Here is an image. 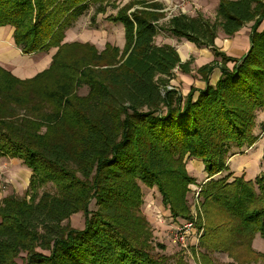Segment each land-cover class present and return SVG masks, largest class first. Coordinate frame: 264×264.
<instances>
[{
	"label": "trees",
	"instance_id": "16d2710c",
	"mask_svg": "<svg viewBox=\"0 0 264 264\" xmlns=\"http://www.w3.org/2000/svg\"><path fill=\"white\" fill-rule=\"evenodd\" d=\"M94 5L96 15L118 10L108 19L124 26L125 47L100 53L83 46L90 57L69 58L81 45L64 44L66 33ZM218 7L214 21L179 14L163 23L165 8L154 0L123 7L110 0H0V29H15L23 55L60 49L31 80L0 67V158L22 160L33 171L25 196L0 200V264H173L156 252L141 211L142 185L158 189L173 219L190 221L194 159L208 176L198 186L203 245L236 264H264V254L251 250L257 235L264 239V174L231 180L227 165L259 140L264 0H219ZM250 24L248 53L233 58L217 47L221 32L233 38ZM161 32L213 51L215 60L196 72L205 88L193 86L185 96L173 86L177 70L194 72V58L183 63L177 48L159 45ZM80 213L81 230L71 223Z\"/></svg>",
	"mask_w": 264,
	"mask_h": 264
},
{
	"label": "rangeland",
	"instance_id": "374dc122",
	"mask_svg": "<svg viewBox=\"0 0 264 264\" xmlns=\"http://www.w3.org/2000/svg\"><path fill=\"white\" fill-rule=\"evenodd\" d=\"M113 5L116 7L119 5L123 7L125 4L131 2V0H110ZM157 3H161L164 6V13L166 18L162 21L163 23L168 22L170 19L174 18L175 15L186 14L189 12L195 11L196 8L192 5L193 0H154ZM166 2V4H165ZM174 4V6H173ZM191 4V5H190ZM176 6H178L176 8ZM175 7V8H174ZM96 8L98 6H93L90 9V12L82 17L79 21L74 24V27L69 29L66 33L64 44L69 45H81L77 49H73L72 53H69V58H88L90 57V51L85 50L83 46H95L96 49L101 53L107 46H112L115 48H120L123 50L122 45L125 38V29L122 24H113L109 21L108 18L116 17L118 10H115L114 7H108L107 13L102 15H96ZM196 12V11H195ZM175 13V15H174ZM218 13V12H217ZM199 15V14H197ZM205 16V15H203ZM206 17V16H205ZM208 18V17H206ZM216 18V17H215ZM209 18L210 20H215ZM95 19V20H94ZM223 35V33H222ZM159 39L157 42L163 41L165 38L166 41L172 42L176 46V38L172 37L167 33H162L158 36ZM235 37V36H234ZM223 38L228 39L225 35ZM246 38V37H245ZM243 37L242 40L244 41ZM80 43V44H79ZM220 49V48H219ZM59 48H52L46 52H52L54 57L59 52ZM45 52V53H46ZM224 52V51H223ZM228 56L232 57V54L225 52ZM53 57V58H54ZM235 57V56H234ZM233 57V58H234ZM215 59V56H214ZM209 62V61H208ZM207 62V64H208ZM211 63V62H210ZM194 73L191 75H184L181 71L177 70L176 79L173 82V86L176 89H179L181 92L185 90V84L189 85L191 79H199L197 75V70L199 69V61L194 58L193 63ZM50 68V67H49ZM55 78V77H54ZM56 79V78H55ZM80 95L85 96L88 94L87 89H83L79 92ZM255 135L259 137V140L254 146H252L248 151L237 154L234 158L229 159L228 164L230 166V171L228 174L232 173L231 180L237 179L238 177H243L246 181H250L252 177H258L264 174V117L263 112H260L256 118V128ZM241 152V151H240ZM196 160V159H194ZM190 160L188 162V170L191 177L196 180L199 179V185L205 184L206 170L202 171L201 174L196 173L194 168H204V164L198 160ZM194 161V162H191ZM202 163L203 166L200 164ZM195 164V167H194ZM255 165V166H254ZM194 168H193V167ZM248 166L249 168L253 166L252 169L247 170V173L243 171V167ZM206 168V167H205ZM194 171V172H193ZM224 173L225 176L228 175ZM197 176V177H196ZM198 178V179H197ZM199 185L191 186V192L189 193V204L192 210V220L188 221L186 219L175 220L172 217L171 210L163 205V197L160 195L157 188H147L145 185H142L143 196L145 197L144 205L141 209L144 216L147 218L149 225L151 227L150 231L152 234V240L154 245L157 247L156 252L170 257L173 264H236L233 258L229 256V253L218 252L219 250L207 249L203 245V235L206 228L205 222V212L202 205L203 200L200 196H197V187ZM48 190L51 192L54 190L51 185ZM24 194L23 196H25ZM96 208V203L92 205V210ZM192 223V227H189V224ZM73 227L77 229H83L85 224V217L83 214L76 215L71 220ZM179 233H186L187 244L186 247L183 246V243L179 242L176 239V236H179ZM256 239V238H255ZM261 241L260 249L264 251V239ZM158 245L166 247V251L158 250ZM254 246V243H253ZM252 246L253 251H256ZM234 252H242L249 254L248 250H239L232 249ZM260 254L259 251H256ZM19 264H23V261L20 260ZM251 264H263L261 260L252 262Z\"/></svg>",
	"mask_w": 264,
	"mask_h": 264
},
{
	"label": "crops",
	"instance_id": "0c3cea01",
	"mask_svg": "<svg viewBox=\"0 0 264 264\" xmlns=\"http://www.w3.org/2000/svg\"><path fill=\"white\" fill-rule=\"evenodd\" d=\"M192 5L196 7L194 9L196 12L191 11L188 13V16L190 15L192 17H196L197 14H202L208 18L214 19L217 16L219 0H193ZM177 7L178 6H176V8ZM184 13L186 14V12ZM251 27L252 24L248 25L246 28L237 33L233 38H229L225 35L228 38L226 40L225 38H223L224 34L222 35L221 32L216 42L217 47L224 52H229V54H232V57H242L249 51ZM14 32L15 29L10 27H2V29H0V67L2 69L10 71L16 78H19L21 80H31L37 75L47 71V69H49L52 64L54 54L50 51L46 53H34L29 56L23 55L18 46H16V42L14 41ZM243 37H246L244 41L242 40ZM157 38L159 39V37ZM157 43L159 45L168 44L177 48V50L180 52L183 63L190 61L191 58L197 59V62L199 61V68L205 66L208 61V63H210L215 60L212 50L208 48L199 49L195 44L188 42L185 39L176 37V46L172 42L166 41L165 38H163V41ZM125 44L126 41H124L122 48L125 47ZM220 75L221 72L219 70H216L214 72L211 77L213 84H216L220 80ZM189 80V85L184 83L185 90H183L182 93L185 96L188 95L193 86L198 89H203L206 86V84L203 83L200 78L197 80L189 78ZM200 164L203 166L202 163ZM252 168L253 166L250 168L246 166L243 167V171L247 173V170H250ZM205 170V166L204 168H194V171L199 174H201V172ZM0 177V182H5L4 185L6 186L5 188L0 187V200H3L8 196L14 194L22 197L28 192L30 188V183L33 178V171H31L22 160L14 159L11 157L0 158ZM256 177L250 178V181L255 180ZM207 178L208 176L206 174L204 183L208 182ZM197 181L199 185V179ZM261 241H263L262 237L257 235L256 239L254 240L253 247L256 251L264 253V251L260 249V247L262 246Z\"/></svg>",
	"mask_w": 264,
	"mask_h": 264
},
{
	"label": "built area",
	"instance_id": "2783aa9c",
	"mask_svg": "<svg viewBox=\"0 0 264 264\" xmlns=\"http://www.w3.org/2000/svg\"><path fill=\"white\" fill-rule=\"evenodd\" d=\"M1 178V177H0ZM5 184V182H0V187H2V188H5L6 186L4 185ZM197 189V193H196V195L197 196H200L199 194H200V191H201V189H199L198 187L196 188ZM190 223V222H189ZM192 223H190L189 224V227L191 228L192 227V225H191ZM186 233L184 234V233H179V236H176V239L179 241V242H181V243H183V246L184 247H186V244H187V239H186Z\"/></svg>",
	"mask_w": 264,
	"mask_h": 264
}]
</instances>
